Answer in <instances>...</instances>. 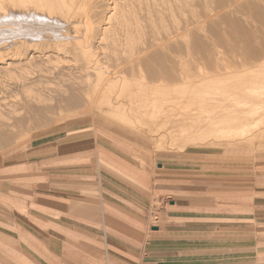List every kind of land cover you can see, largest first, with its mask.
I'll use <instances>...</instances> for the list:
<instances>
[{
    "label": "rangeland",
    "instance_id": "obj_1",
    "mask_svg": "<svg viewBox=\"0 0 264 264\" xmlns=\"http://www.w3.org/2000/svg\"><path fill=\"white\" fill-rule=\"evenodd\" d=\"M133 1L134 4L136 3V6L134 5L133 8L138 7L142 11L139 9L136 10V8H134L135 10L132 8V10L129 9L131 12H129L130 15L127 16L129 20L128 23L130 24L131 22V29L133 30H130V40L132 41L128 39L129 42L127 43V47L126 45H123L117 48V50L120 48V51H118L121 55L116 53L118 51L113 52L112 48L109 46L107 49H104L103 47L100 52L98 51L101 56L104 55L113 58L117 54L120 56V59H125V57L128 55L125 56L124 53H129L126 51V48H129L127 50H130V47L134 46L133 48L137 50L139 47H142L143 41L144 43H147V41L150 40V29L153 24V27H155V25L158 26L157 23L162 26V28L156 26L157 32L161 31L160 34L157 33L156 39H163V35H165L164 32L166 33L168 29L170 32L171 28L173 27V19H171L172 17H169L168 15L166 17L165 14L163 15L165 18L163 16L158 18V15L154 14V16L157 17L155 18L153 16L154 18L152 19L154 21L156 20V22L152 20L154 23H151L150 19L148 20V18H145L144 20V17L148 16L145 13L146 10H144L146 9V4H144L145 1H141L143 4L140 2V0ZM137 1L139 4L141 3V6L138 5ZM250 1L252 4L248 8H242L243 10L240 8V10H237L238 12L234 11L232 14H230V17L232 16L234 21L237 19V22H239L238 24L236 23L237 25L231 24L235 25L234 27H229L228 25L230 24L221 21L219 17L215 18L216 22H214L215 20L212 19L213 22L212 20H208L209 23L211 22L210 24H207L208 21H206V24L204 23L202 25V29L196 34V41L198 47L200 48V52L198 53V55H200L199 57L196 52L194 53L193 51L187 53L186 51L181 50L179 53H176L178 52V49H172L175 53L171 54L173 55V58L175 60L181 58L185 64V68L187 70V85H190L193 81L198 82L205 79L209 84L206 85L205 88L213 91V85L217 84L219 81V79L217 80L215 78L216 75L227 74L228 76L222 81H237L239 77L244 78L243 71L247 70V67L250 66L248 70L250 68L253 69L254 65L257 66H254L255 68L253 69L252 74L248 73V75H252L249 76V78L263 77L262 73L264 71V65L263 63H261L262 65L260 64V61L262 60H256L253 63V60L248 58L246 52L249 49H252V47L256 49H264V21L261 20L264 19V0H257V2L256 0ZM170 2L172 5H174V0ZM192 2L193 1L191 0H186V5L188 4L189 6L187 5L186 8L183 6L185 11L183 16L185 17H182V14L180 16L179 13L176 14L177 16L175 15V17H177V19L180 21V24H184L187 19L190 18L189 13L193 7H196L199 12L201 11L203 0H194V4ZM190 3L193 5H190ZM193 10L197 11L196 9ZM133 11L134 14L136 12L135 15L133 14ZM259 12H263V15ZM185 13H188L187 15L189 16H187ZM142 14L143 17H141ZM133 15L136 17V19H134ZM138 16L143 18L142 20L144 23L142 22V24H140L142 20L139 21L141 18L138 19ZM161 19H163L165 22L163 23V20ZM135 20H137L139 23H137ZM146 21L148 22L146 23ZM136 23L139 25V27ZM211 24H214L215 26ZM204 25H206L205 29H208L204 30ZM163 26L165 27L163 28ZM136 27L138 29L141 28V33H143L141 34L140 30L136 31ZM213 27L215 28L213 29ZM238 27L240 29H237ZM255 28L260 30H255ZM146 31H149L147 32V34L149 33L148 35H144V33L146 34ZM252 31L255 33L253 34ZM135 35L138 36V38ZM141 35L142 37H140ZM160 35L161 37H159ZM134 36L137 39L136 41L134 40ZM248 37L249 40L247 41ZM212 38L213 40H211ZM140 40L142 42H140ZM256 42L259 43L256 45ZM136 43H139L141 46ZM191 43H193V40L189 37L186 39L177 40V44H180L179 47L181 45V47L184 45H188V47L190 45L193 46ZM240 43L243 44L241 45ZM245 43L248 47L245 46ZM112 52L114 54H112ZM109 54L110 56H108ZM171 55L168 56L171 57ZM202 57L204 59H201ZM214 59L216 62L219 61L220 63H216ZM212 60L213 63H211ZM247 62L249 63L247 64ZM198 63L202 69H196ZM259 64L263 67H260ZM260 68L262 71L258 70ZM60 69L61 70L50 64H47L44 60H39L38 63L34 65V67H30L28 70H26L27 73L24 74V77L27 81H24L22 84L23 86L18 88H16L17 86L11 82H5L1 85L5 79L2 78V75L0 74V113H2L3 116L0 118V216L3 217V213L5 212L4 193L8 192L9 197L12 198L13 201L20 199L21 197H23L24 200L29 199L27 198V194L29 193L28 191L31 192L34 183L33 181L37 175H61L78 178H95L97 177V171L100 168H104L108 170V172L118 174L120 177H122L124 181L134 189V191L147 196L153 208V210L148 214L149 223H155L157 219L153 218V215H155L156 208H159L161 205L158 202L159 195L162 196V193L159 192L157 181H155V178H157V163L161 162L162 159L168 155L187 153L192 155V157L189 158V164H192L189 166V172H191L193 175H196L195 177H189V181H193L191 184L192 187L195 188H193V190H195V194L203 199L202 201L204 202L203 204L205 206L203 209L204 213H202L201 216L204 218L223 219L227 222L229 219L230 223H234L230 224L231 227H234L236 230L235 248L230 251L218 250L220 259L214 264H244V253L249 251L244 250V244L247 242V238L245 240L244 236V233H247L245 228L247 229L251 223L254 234L255 231L259 230V223H264V214L256 211L254 207H252L251 211L249 208L250 202L254 198L255 191L263 188L264 186V132H262L263 136L259 140L254 137H250V139L248 138L247 140L246 138L249 134L241 131V134L239 133L240 135L237 134V136L236 133L238 132L236 130L233 133L231 132L232 137H230V132L226 133L228 130L226 129L225 122L220 121V115L216 112V109L219 107L222 100L208 98L205 100H208V103H205L203 98H200L199 96H194L193 98V96H191L192 94L190 95L189 93H186L187 95H183V97L189 96V98L191 97L190 99L193 98V100H197V98L200 99L197 101H190L188 97L184 99L181 97V99L178 98L173 101L170 100L171 102L165 101L167 104L165 102H161L159 106L156 104L158 102H150L148 104V116H131L130 114H125L126 117H124L125 115H118V113L110 117L100 116L98 114H94L93 112L91 113L92 110L89 106H87V108H85V106H82L83 108H77L76 106H69L64 102H60L65 96H68L65 90H67V87L68 89L70 88L69 84L72 81L76 82L78 80V76H80L77 71L72 70V68L71 70L70 68ZM15 71L18 73L19 70ZM254 71L260 74L256 77V72ZM253 74H255V76ZM152 86L155 85L153 84ZM28 87H30L31 90H29ZM166 89H171V86H167ZM26 90L30 91L31 94L33 92L36 93V95H39V100H37V102L34 100L32 101V99L30 100V98H28V100V94L25 92ZM41 96L43 99H45L42 100ZM19 97L21 98L22 103L20 102ZM50 97L53 100L50 99ZM47 98L48 101H46ZM187 101H189V103H187ZM195 102H198L199 105L198 103L196 105ZM209 102H211V105ZM192 104L193 107L191 108ZM212 104H216V107H214L216 113L213 112L214 108L210 107L213 106ZM198 106H201L204 109H200V107L197 108ZM165 107L169 112L167 109H165ZM210 108H212V110ZM15 109H18L19 111L17 110L16 112H19L20 114L13 113L12 111H15ZM184 109L185 111H183ZM206 109H210V111H205ZM7 110L9 112L11 111L12 113L10 112L9 114ZM188 111H190V113ZM121 116L122 118H120ZM158 116L161 118V120ZM130 117L133 118L131 119ZM116 118H120L121 120ZM123 118L128 120H122ZM255 121L257 122V120L250 121V129H253V131H255L256 128H252L251 126L261 129L264 123V120L263 122H261L262 120H258L259 123H255ZM34 124L35 126H33ZM207 124L210 125V127H207ZM166 126H169L168 130H166ZM143 127H148L151 131V134L144 133V131H142ZM214 130H218V132H215ZM155 131L159 133H156ZM190 135H194V138ZM240 136L242 138H240ZM203 139H207V142ZM236 139L238 141H236ZM188 140L189 142H187ZM190 140L193 141L191 142ZM229 140L232 141V145L230 144V146H228L223 144L225 141ZM236 143L237 145H234ZM174 144L177 145L175 146ZM10 188L12 189L11 193ZM152 199H155V202H153ZM8 208H10V205H8ZM233 210L235 211V215L231 216L229 213H231ZM228 214L230 216H228ZM220 226L226 228L227 224H225V226L220 224ZM221 230L226 231V229ZM148 234H150L149 229ZM254 235L252 238L253 256L258 249L256 246L260 245V240L255 239ZM252 261V264H255L256 260L253 259Z\"/></svg>",
    "mask_w": 264,
    "mask_h": 264
},
{
    "label": "bare ground",
    "instance_id": "obj_2",
    "mask_svg": "<svg viewBox=\"0 0 264 264\" xmlns=\"http://www.w3.org/2000/svg\"><path fill=\"white\" fill-rule=\"evenodd\" d=\"M141 1L142 0H140V2ZM144 1H145L144 4H146L145 5L146 9H144V10H146L145 13L148 15V16L144 17V20H145V18H148V20L150 19L151 23H154V22H156V20L154 21L152 19L155 17L154 14L158 15L157 16L158 18H161L165 14L166 17H167V15L169 17H172L171 19H173V25H172V23H171V25L173 27L171 28L170 32L168 29V31L166 33L164 32L165 35L162 34L164 36L163 39H161V38L156 39L157 33L160 34L161 31L157 32V29H156L157 25H155V27H153L154 26V24H153V26H151V29H150L151 30L150 31V40L149 41L145 40V41H147V43L146 42L144 43V41H143L142 47L141 48L139 47V49H137V50L133 48L134 46L133 47L128 46V47H130V50H127L129 48H126V51H128L129 53L128 52H127L128 54L124 53L125 56L126 55H128V56H126L125 59H120V56H119V55H121L119 53L120 48L118 49L119 51L117 50V48L120 46H123V45H126V47H127V43L129 42L130 36H131V31H130V30H132L131 25H130L131 22H130V24L128 23L129 20H128L127 15H130L129 12H131L132 9L135 10L134 8H136V7L133 8L134 5L136 6V3L134 4L133 0H0V74L2 75V78H4L6 80L5 81L3 79L4 82H2L1 85L5 82H11L15 86H17L16 88L23 86L22 85L23 82L27 81V80H25L26 78L24 77V74L27 73L26 70H28V68H30V67H34V65L36 63H38L39 60L40 61L44 60L47 64H50V65L54 66L55 68H58L59 70H61L60 68H65V69L70 68V70H71V68H72V70H76L77 73L80 75L77 78L78 82L76 80H75L76 82H73V81L71 83L69 82L70 88L68 89V87H67V90H65V92L68 96H65L64 99L62 101H60V102L66 103L69 106H76L77 108L82 107V106H85V108H87V106H89L90 109L92 110L91 113L93 112L94 114H98L100 116H105V117L114 116V114L116 115L117 113H118V115L119 114H122V115L130 114L131 116H133V115L148 116V114H149L148 104L150 102H153V103L158 102L156 104H158V106H159V104L161 102L162 103L165 101L171 102V101L178 99V98L181 99V97H183V95H187L186 93H189L190 95L192 94L191 96H193V98H194V96H199L200 98H203L204 101L208 98L214 99V100H222V102L220 101L221 103H220L219 107L217 108L218 110L216 109V112H217V114L220 115V121L225 122L226 129L228 130V131H226V133L230 132V134L228 133L230 135V137H232L231 136L232 133L236 130L238 132V133H236V135L239 134L240 131L246 132L247 134H249L248 137L246 138L247 140H248V138L250 139V137L257 138L258 140L261 139L263 136L262 132H264V123H263V127L261 129H258L257 127H254V126H251L252 128H256L255 131H253V129L252 130L250 129V121L257 120V122H258V120H260V121L262 120L261 122H263V120H264V78H263L264 77V75H263L264 71L262 73L263 77L260 76L262 78H255L254 77L255 74H256V77H257V75L260 74L256 71H254L256 73L253 74L254 78H249V76H252V75H250V74L248 75V73L252 74L253 69L257 66V65L253 64L254 61H256V60H262L263 61V59H264L263 50L264 49L262 50L259 48L256 49V48L252 47V49H249L246 52V55L248 56V58L253 60L252 64L255 67L253 66V69L250 68L251 70L250 69L248 70V68L250 66L247 67V70L243 71L245 73V74L243 73L244 78L239 77V79L237 81H230V80L222 81L228 75L227 74L216 75L215 78L217 80L219 79V81L217 84L213 85L214 86L213 91L205 88L206 85H209L205 79H203L202 81H198V82L193 81V82H191V84L188 83L190 85H187V78H186L187 77L186 76L187 70L185 68V64H184L183 60H181V58H178L177 60H175L173 58V55H171L174 53V51L172 50L174 48L178 49V52H176V53H179L182 50V51H186L187 53L193 51L194 53L196 52V54L198 55V53L200 52V48L198 47V44L196 41V38H197L196 34H197V32H200L199 30L202 29V27H203L202 25L206 21L212 20V19L215 20V18L219 17L221 21L229 23L230 24V25H228L229 27L230 26L234 27L239 22H237L236 18H235L236 21H234L232 19V16L230 17V14H232L234 11H237L238 9L240 10V8H241V10H243L242 8H248L249 6H251L252 2L250 0H214V2H213V0H203L201 11L199 12V10H197L196 7L195 8L193 7V9H196L198 12L194 11L191 8L193 11L190 10V13L188 11V13L190 14V18L186 17L189 20L187 19V21L184 24H180V21L177 19V17H175V15L179 13L180 16L182 14V17H185V16H183V14L185 12L183 9V6H185V8H186V6L188 5V4L186 5V0H174V5H172L170 2L173 0H144ZM191 1L194 2V0H191ZM256 2H257V0H256ZM258 2H260V1H258ZM137 3H138V1H137ZM140 4L138 3V5H140ZM193 4L190 3V5H193ZM129 9H131V10H129ZM137 9H139V8L137 7L136 10ZM139 10H141V9H139ZM186 10H188V9H186ZM260 11H262V10H260ZM139 13H137V14H139ZM259 13H262V15H263V12H259ZM133 14H134V11H133ZM135 14H136V12H135ZM165 16H163V17L165 18ZM187 16H189V15H187ZM129 17H131V16H129ZM138 17L137 18L140 19L141 17H143V14L141 17L140 16H138ZM157 17H155V18H157ZM240 17H242V16H240ZM134 19H136L135 16H134ZM142 19L143 18H141L139 21H141ZM257 19H258V17H257ZM152 20L154 22H152ZM161 20H163V19H161ZM168 20L171 21L170 19H168ZM220 20H219V22H220ZM261 20L264 21V19H261ZM135 21H137V20H135ZM142 22L144 23V21L142 20L140 24H142ZM147 22L148 21H146V23ZM164 22L165 21L163 20V23ZM212 22H213V20H212ZM214 22H216V20ZM137 23H139V22L137 21ZM210 23L208 21L207 24H210ZM157 24H158L159 28H162V26H160L159 23H157ZM231 24H235V25H231ZM211 25H214V24H211ZM223 25H224V23H223ZM137 26L139 27L138 24H137ZM205 26L206 25H204V30L208 29V28L205 29ZM164 27L165 26H163V28ZM143 28H147V27H143ZM214 28L215 27H213V29ZM140 29L141 28H139V29L137 28L136 31L140 30ZM237 29H240V28L238 27ZM257 29L258 28H255V30H257ZM145 30H148V29H145ZM219 30H221V29H219ZM258 30H260V29H258ZM147 32H149V31H146V34L144 33V35H148L149 33L147 34ZM210 32H211V30H210ZM235 32H236V30H235ZM140 33H141V30H140ZM204 33H205V31H204ZM252 33H253V31H252ZM239 34H241V33H239ZM200 35H201V33H200ZM206 35H207V33H206ZM135 36H134V38H135L134 40L136 41L137 40L136 37L138 38V36H136V37ZM214 36H215V33H214ZM140 37H142V35ZM159 37H161V35ZM188 37L193 40V43H191V44H193V46L190 45L188 47V45H184L183 47H181L182 46L181 45L179 47L180 44L179 45L177 44V40L186 39ZM148 38H149V36H148ZM218 38H219V36H218ZM240 39H239V41H240ZM211 40H213V38ZM248 40H249V37H248L247 41ZM255 40H256V38H255ZM130 41H132V40H130ZM241 41H242V39H241ZM140 42H142V41L140 40ZM204 42H205V40H204ZM243 43H240V44L242 45ZM258 43L259 42H256V45ZM136 44L141 46L139 43H136ZM109 46H110V48H112L113 52L118 51L116 53L117 54L119 53V55L116 54L115 57H113V58L107 57L104 55L101 56L99 53L101 51V49L103 47H104V49H107V48H109ZM245 46H247V44ZM206 47H208V46H206ZM206 49H208V48H206ZM227 49H228V46H227ZM208 50H210V49H208ZM113 52H112V54H114ZM242 54H244V53H242ZM168 55H171V57H169ZM108 56H110V54ZM199 56L200 55H198V57ZM212 57H213V55H212ZM201 59H204V58L202 57ZM207 59H208V57H207ZM262 61H260V64L263 63V65H264V61L263 62ZM34 62H35V64H34ZM215 62H216V60H215ZM211 63H213V60ZM216 63H220V62L217 61ZM248 63L249 62H247V64ZM62 65H64V66H62ZM261 65H260V67H263ZM215 66H217V65H215ZM258 68H259V66H258ZM196 69L197 70L202 69V68H200L199 63L197 64ZM15 70H19L18 73ZM258 70H261V68ZM37 73H39V72H37ZM65 81H67V80H65ZM31 82H33V81H31ZM36 82H38V81H36ZM28 84H29V82H28ZM153 84L155 86H152ZM167 86L168 87L171 86V89L167 90L166 89ZM28 88H29V90H31L30 87H28ZM25 92L28 94L27 99L30 98V100L32 99V101L34 100L36 102H37V100H39V95H36V93L32 92V94H31L30 91H28V90H26ZM17 95H18V93H17ZM186 97L189 98V96H186ZM186 97H183V99ZM41 98H42V96H41ZM48 98L46 101H48ZM193 98L190 99V101L193 100ZM195 98H197V97H195ZM44 99L42 98V100H44ZM50 99H52V98L50 97ZM199 99L197 98V100H199ZM19 100L21 102V98ZM197 100L194 99L193 101H197ZM177 101H179V100H177ZM207 101H205V103ZM187 103H189V101H187ZM197 103H196V105H197ZM210 103L211 102H209V104ZM216 104L215 105L212 104L213 106H210V107L214 108V107H216ZM198 105H199V103H198ZM188 106H189V104H188ZM201 106H198L197 108L200 107V109H202L203 107H201ZM192 107H193V104H192L191 108ZM169 108H172V107H169ZM212 108H210V109L212 110ZM165 109H167V108L165 107ZM210 109H206L205 111H208V110L210 111ZM17 110L15 109V111H12V112L18 114L19 112H16ZM213 110H214L213 112L216 113L215 108ZM167 111H168V109H167ZM183 111H185V109ZM195 111H196V109H195ZM10 112H9V114H10ZM168 112H167V114H168ZM188 112L190 113V111H188ZM28 113H29V111H28ZM152 113H154V112H152ZM192 113H196V112H192ZM214 113H212V114H214ZM150 114H151V112H150ZM169 114H171V113H169ZM126 115L124 117H126ZM196 116H198V115H196ZM202 116H203V114H202ZM215 116H217V115H215ZM1 117H3L2 113H0V118ZM120 118H122V116ZM120 118L119 119L116 118V119L121 120ZM127 118H129V117H127ZM130 118L132 119L133 117H130ZM161 118H162V116H161ZM161 118H160V120H161ZM171 119H173V118H171ZM122 120H126V119L123 118ZM160 120H159V122H160ZM199 120H200V117H199ZM196 122H198V121H196ZM215 122L218 123L217 121H215ZM257 122L255 121V123H257ZM156 124H157V122H156ZM152 125H155V124H152ZM213 125H215V124H213ZM33 126H35V124ZM206 126L210 127V125H208V124ZM206 126H204V127H206ZM166 127H167L166 130H168L169 126H166ZM188 127H189V125H188ZM217 129H220V128H217ZM223 129H224V127H223ZM190 130H191V128H190ZM142 131H144V133H150L151 132L148 127H143ZM216 131L218 132V130H216ZM224 131H222V132H224ZM194 132H197V131H194ZM140 133H141V131H140ZM156 133H159V132H156ZM207 133H209V132H207ZM193 134H195V133H193ZM190 136H192V135H190ZM234 136H235V133H234ZM240 138H242V137L240 136ZM170 139H172V138H170ZM173 140H174V138H173ZM203 140H205V139H203ZM236 141H238V140L236 139ZM187 142H189V140ZM176 143H177V141H176ZM223 144L230 146V144L232 145V141H230V140L225 141V143H223ZM196 145H198V144H196ZM234 145H237V143ZM177 147H179V146H177Z\"/></svg>",
    "mask_w": 264,
    "mask_h": 264
},
{
    "label": "crops",
    "instance_id": "obj_3",
    "mask_svg": "<svg viewBox=\"0 0 264 264\" xmlns=\"http://www.w3.org/2000/svg\"><path fill=\"white\" fill-rule=\"evenodd\" d=\"M191 157L168 155L157 163L155 181L162 196L152 224L147 196L104 168L95 178L37 175L26 200L13 201L4 193L0 264L217 263L218 250L235 248L236 230L229 219L201 216L203 199L189 181L196 176L189 172ZM254 194L250 211L254 207L264 214V186ZM229 214L234 216L235 211ZM245 230L244 250L249 251L244 253V264L253 259L264 264V223H259L255 235L251 223ZM253 235L260 240L254 256Z\"/></svg>",
    "mask_w": 264,
    "mask_h": 264
},
{
    "label": "built area",
    "instance_id": "obj_4",
    "mask_svg": "<svg viewBox=\"0 0 264 264\" xmlns=\"http://www.w3.org/2000/svg\"><path fill=\"white\" fill-rule=\"evenodd\" d=\"M153 218H155V217L153 216Z\"/></svg>",
    "mask_w": 264,
    "mask_h": 264
}]
</instances>
